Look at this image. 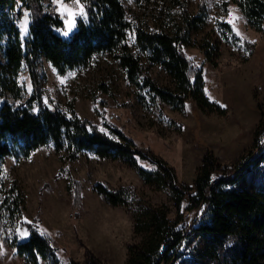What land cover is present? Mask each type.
<instances>
[{
    "label": "trees",
    "instance_id": "16d2710c",
    "mask_svg": "<svg viewBox=\"0 0 264 264\" xmlns=\"http://www.w3.org/2000/svg\"><path fill=\"white\" fill-rule=\"evenodd\" d=\"M81 1L86 6L87 18L77 19L75 30L69 37H62L56 31L64 27L62 18L53 11H45L42 0H0L3 59L0 60V99L10 95L22 101L17 76L23 62L32 85V95L24 104L13 106L4 102L0 107V176L6 158H28L49 144L69 162L84 153L119 160L133 169L145 185L165 190L177 210L186 202L185 211L195 212L187 228H177L178 221L171 223L165 208H153L141 202L130 187L108 189L101 183L95 184L94 191L112 207H130L136 203L132 227L141 241L127 247L125 264H264V143L261 142L264 136L260 140L256 132L253 146L232 168L219 166L217 159L207 151L191 187L178 183L172 167L149 148H139L120 130L104 126L109 135L115 137L110 139L93 122L79 118L73 110L63 112L51 101L45 104L40 89L39 58L63 75L86 66L97 55L109 53L116 54L126 81L137 89L138 100L144 107L149 108L151 102L184 113L186 101L193 100L202 112L224 115V109L205 95L202 69L196 68L183 52V48L193 45L191 35L206 24L205 2L198 3L193 15L187 13L184 4L180 5L181 20L170 33L137 29L134 48L138 55H135L128 43L131 25L121 1ZM232 3L249 28L256 32L264 30V0H232ZM18 4L30 13L31 23L24 44L16 25L22 15L20 10L16 11ZM220 27L226 42L229 37L238 41L230 25L221 23ZM196 46L216 68L219 43L207 35ZM244 47L252 54V44L244 43ZM155 66L169 76L173 87L154 83L147 69ZM33 106L37 111H33ZM257 107L260 124H263L264 113L259 105ZM169 123L176 125L172 120ZM177 130H181L180 126ZM140 162L154 169H145ZM68 188L73 208L79 207L81 183L71 179ZM15 191L10 189L12 194ZM16 195L2 199L1 207L10 217L23 203L21 196ZM27 227L32 233L28 239L10 241L15 253L29 264H61L49 238L41 235L37 222ZM70 264L103 263L86 249L83 263L70 260Z\"/></svg>",
    "mask_w": 264,
    "mask_h": 264
},
{
    "label": "rangeland",
    "instance_id": "374dc122",
    "mask_svg": "<svg viewBox=\"0 0 264 264\" xmlns=\"http://www.w3.org/2000/svg\"><path fill=\"white\" fill-rule=\"evenodd\" d=\"M120 1L126 20L131 25L128 43L135 55H138L134 48L137 29L170 33L181 20L180 5L184 4L187 13L193 15L197 12L198 3L205 2L208 12L206 24L191 35L193 45L183 48V52L188 59L192 58L189 59L192 63L200 65L204 90L208 89L205 95L208 99L211 96L209 101L224 109V115L202 112L193 100L186 101L184 113L151 102L149 108L144 107L138 100L137 89L126 81L116 54L109 53L97 55L86 66L66 71L63 75L45 59L39 58L37 63L43 101L53 102L63 112L73 110L79 118L90 120L99 128L109 125L120 130L139 148H149L162 158L175 170L180 184L193 186L202 157L207 151L213 154L219 166L234 167L253 146L255 133L258 132L260 140L264 136V123L260 124L257 107L259 105L264 113V30L256 32L249 28L232 0ZM65 3H70V0ZM42 4L45 11L59 14L51 0H42ZM229 8L233 10V15L239 17L236 26L243 40L234 34L238 41L229 37L226 42L222 35L220 24L228 18ZM18 10L22 15L16 21L17 27L26 11L20 4L16 8ZM79 18L82 17H76V21ZM27 35L28 31L24 36L20 34L22 44ZM207 35L219 43L216 68L206 61L196 46ZM244 43L254 46L252 54H248ZM0 60L3 61L1 53ZM147 70L158 86L173 87L171 79L160 67ZM61 80L64 82L61 83ZM17 84L21 88L22 101L8 95L0 99V107L4 102L13 106L24 104L32 95L24 62L17 76ZM145 97L149 101V97ZM171 120L175 126L170 125ZM177 126H180V131ZM139 164L145 169H154L148 163ZM71 179L79 181L82 186V202L77 208H73L70 198L68 186ZM97 183L108 189L130 187L141 202L153 208H165L168 220L171 223L178 221L177 228L180 221H190L195 217V212L185 211L186 202L177 210L165 190H155L145 185L134 170L122 161L84 153L76 161L69 162L49 144L28 158H6L1 165L0 245H3V249L0 264H29L10 246V241L14 239L18 242L26 240L19 239L15 231L24 218L37 222L40 231L55 248L61 264H70V260L83 263L86 249L103 264H125L127 247L141 241V236H136L132 227L136 203L130 207H112L94 191ZM11 188L16 190L13 194ZM16 192L23 203L10 217L1 203L5 196L15 198Z\"/></svg>",
    "mask_w": 264,
    "mask_h": 264
},
{
    "label": "snow or ice",
    "instance_id": "6c2138e0",
    "mask_svg": "<svg viewBox=\"0 0 264 264\" xmlns=\"http://www.w3.org/2000/svg\"><path fill=\"white\" fill-rule=\"evenodd\" d=\"M51 3L56 6V11L60 14V16L63 19V24H64L63 29H56V31L59 32L64 37H69L70 33H72L75 30L76 17L79 16L85 19L87 18L86 6L84 3L81 2V0H70V3H65V0H51ZM72 5H75V7H73ZM227 17L228 18L224 20V22L231 26V31L237 37H240L241 40H243V36L236 26V21L239 19V17L233 15V10L231 8L228 9ZM30 23H31L30 13L28 11H24L23 19L18 23V28L20 30L21 36H24L27 33ZM189 59L192 58L189 57ZM195 67L199 68L200 65L196 64ZM70 74L74 75V73H70ZM63 82L64 81L61 80V83ZM28 90L29 92L31 91V85L28 86ZM204 91L206 94L208 93V89H205ZM209 99H212V97L209 96ZM45 104H47V100H45ZM33 111H37L35 106H33ZM99 131L104 135L109 136L110 139H115V137L110 136L109 133L104 128L101 127ZM261 142L264 143V141ZM32 223H33L32 220H29L28 218H24L23 222L17 226L15 231L19 239H28L32 235L31 231L27 227H24L25 224L30 225ZM43 234L44 233L42 231L41 235ZM226 246H230V245H226ZM2 249H3V245H0V252H2Z\"/></svg>",
    "mask_w": 264,
    "mask_h": 264
},
{
    "label": "built area",
    "instance_id": "2783aa9c",
    "mask_svg": "<svg viewBox=\"0 0 264 264\" xmlns=\"http://www.w3.org/2000/svg\"><path fill=\"white\" fill-rule=\"evenodd\" d=\"M189 226V221L187 219H184L180 222L179 227L182 229H185Z\"/></svg>",
    "mask_w": 264,
    "mask_h": 264
}]
</instances>
